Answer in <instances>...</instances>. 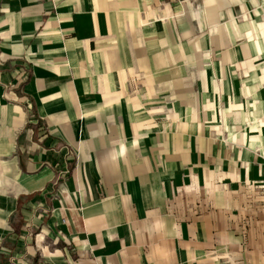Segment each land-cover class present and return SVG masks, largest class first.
Returning <instances> with one entry per match:
<instances>
[{
	"label": "crops",
	"instance_id": "0c3cea01",
	"mask_svg": "<svg viewBox=\"0 0 264 264\" xmlns=\"http://www.w3.org/2000/svg\"><path fill=\"white\" fill-rule=\"evenodd\" d=\"M263 205L264 0H0V264H264Z\"/></svg>",
	"mask_w": 264,
	"mask_h": 264
},
{
	"label": "rangeland",
	"instance_id": "374dc122",
	"mask_svg": "<svg viewBox=\"0 0 264 264\" xmlns=\"http://www.w3.org/2000/svg\"><path fill=\"white\" fill-rule=\"evenodd\" d=\"M258 206V205H257ZM261 208L263 209V211H264V205L263 206H261Z\"/></svg>",
	"mask_w": 264,
	"mask_h": 264
}]
</instances>
